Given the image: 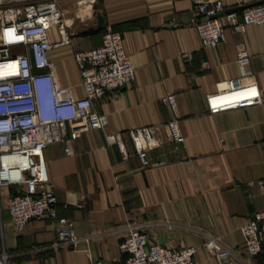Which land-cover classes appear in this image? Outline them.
Instances as JSON below:
<instances>
[{"label":"crops","instance_id":"crops-1","mask_svg":"<svg viewBox=\"0 0 264 264\" xmlns=\"http://www.w3.org/2000/svg\"><path fill=\"white\" fill-rule=\"evenodd\" d=\"M68 40L56 27L49 56L58 80L84 94L75 53L99 46L102 33L122 34L136 69L133 82L93 102L108 115L103 128L83 132L65 153L62 141L44 150L58 198V216L73 224L81 239L53 247L58 222L43 216L16 230L7 208L18 185L0 188V253L9 264H121L127 226L144 223L150 240L169 248L195 246L196 264H219L214 250L230 248L234 264H264V253L245 250L241 226L264 209V102L217 113L206 95L228 87L240 76L236 44L251 53L252 74L264 96V24L245 31L227 29L225 42L202 46L194 26V0H58ZM240 12L257 0H222ZM174 93L172 109L163 100ZM177 117L185 141L175 150L166 122ZM155 124L157 143L144 165L128 134L130 128ZM121 132L124 151L106 135Z\"/></svg>","mask_w":264,"mask_h":264},{"label":"built area","instance_id":"built-area-1","mask_svg":"<svg viewBox=\"0 0 264 264\" xmlns=\"http://www.w3.org/2000/svg\"><path fill=\"white\" fill-rule=\"evenodd\" d=\"M194 14L202 46L215 47L226 41L227 29L243 32L251 24H264V0L247 5L240 12L226 10L222 0H194ZM66 26L58 0H0V188L21 186L10 193L7 202L16 230L46 215L57 220L58 239L51 244L53 247L75 244L81 237L70 220L58 216V198L44 150L50 143L62 141L65 153L73 154V143L83 132L108 123V115L95 110L93 102L136 78L122 34L106 28L99 46L75 53L84 92L76 96L72 86L58 80L56 62L49 56L53 46L49 29L56 27L65 42ZM250 61L249 48L238 42L236 62L240 76L231 78L227 89L206 95L211 113L264 102L257 82L243 81L252 74ZM163 100L175 109L174 93L166 94ZM166 126L175 150H179L185 141L179 119H169ZM128 134L141 161L148 165L147 152L157 143V126L130 128ZM122 135L115 132L106 138L124 151ZM1 212L0 193V219ZM241 231L247 254H263L264 209L254 211ZM120 248L127 254L121 264H196L195 246L169 248L150 240L144 223L127 226ZM214 256L219 264H234L233 259L238 257L227 247L216 248ZM9 261L10 254L2 251L0 264Z\"/></svg>","mask_w":264,"mask_h":264},{"label":"bare ground","instance_id":"bare-ground-1","mask_svg":"<svg viewBox=\"0 0 264 264\" xmlns=\"http://www.w3.org/2000/svg\"><path fill=\"white\" fill-rule=\"evenodd\" d=\"M231 96V95H230Z\"/></svg>","mask_w":264,"mask_h":264},{"label":"water","instance_id":"water-1","mask_svg":"<svg viewBox=\"0 0 264 264\" xmlns=\"http://www.w3.org/2000/svg\"><path fill=\"white\" fill-rule=\"evenodd\" d=\"M220 15V14H219Z\"/></svg>","mask_w":264,"mask_h":264}]
</instances>
